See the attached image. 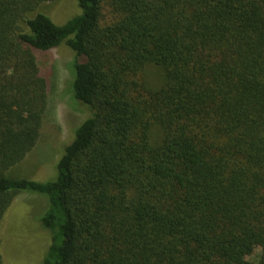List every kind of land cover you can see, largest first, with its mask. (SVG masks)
I'll return each mask as SVG.
<instances>
[{"label":"trees","instance_id":"16d2710c","mask_svg":"<svg viewBox=\"0 0 264 264\" xmlns=\"http://www.w3.org/2000/svg\"><path fill=\"white\" fill-rule=\"evenodd\" d=\"M52 1L0 0V225L36 193L42 264H264V0H74L62 24ZM61 45L89 116L51 178L14 176L47 109L35 53Z\"/></svg>","mask_w":264,"mask_h":264},{"label":"rangeland","instance_id":"374dc122","mask_svg":"<svg viewBox=\"0 0 264 264\" xmlns=\"http://www.w3.org/2000/svg\"><path fill=\"white\" fill-rule=\"evenodd\" d=\"M38 10L47 14L56 24L64 23L79 12L74 0L45 2ZM35 56L41 74L48 81L46 114L35 148L9 173L42 181L55 174L56 161L72 139L73 130L89 116V110L76 104L66 93L73 79V69L71 80L68 70L73 52L61 45L47 52L38 51ZM146 69L149 77L156 78L159 74L155 67ZM71 102L76 104L72 105L74 109L71 108ZM46 204L44 195L19 192L14 196L0 225L3 264H42L49 245V233L41 228L38 219L44 213ZM259 254L260 249L257 248L246 259L255 261Z\"/></svg>","mask_w":264,"mask_h":264}]
</instances>
